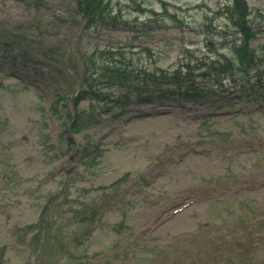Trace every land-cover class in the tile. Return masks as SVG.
<instances>
[{"label": "rangeland", "instance_id": "rangeland-1", "mask_svg": "<svg viewBox=\"0 0 264 264\" xmlns=\"http://www.w3.org/2000/svg\"><path fill=\"white\" fill-rule=\"evenodd\" d=\"M108 1L125 25L82 28L77 0H0V264H264V0H245L260 71L219 87L198 61L234 57L232 0ZM110 49L128 83L157 77L160 99L96 117L72 160L62 134L81 54L97 67ZM178 65L206 85L198 101L155 74ZM53 106L58 117L43 113ZM65 175L76 184L59 194Z\"/></svg>", "mask_w": 264, "mask_h": 264}, {"label": "trees", "instance_id": "trees-1", "mask_svg": "<svg viewBox=\"0 0 264 264\" xmlns=\"http://www.w3.org/2000/svg\"><path fill=\"white\" fill-rule=\"evenodd\" d=\"M82 4L83 9L81 10L84 16L87 18V28L93 27L94 25L99 27L111 26L115 28L120 25H125L115 15L109 14V11H107V8H109L110 5L108 0H83ZM225 14L232 21L233 25L238 29L239 34L242 36V41L232 50L235 57L227 60L225 59V57L219 56L221 58H224L222 60L223 63L219 59L218 61L211 64L210 70L217 73L218 75L231 73L233 68L235 67L241 69L242 71H246L257 60L249 47V42L254 37V33L249 28V22L247 20L249 9L247 8L245 1L233 0L231 6L226 7ZM181 68L187 69V65ZM119 70L120 69L116 68L110 70L106 69L105 73L115 74ZM179 73V71L175 70L174 75H176V77L171 79H169L168 77H164L162 81L167 82L168 80H172L174 82L173 87H168L166 84L165 85L167 86L168 90L174 91L182 97H190L191 95L195 97L197 95V91L195 89H193L191 86L185 87L186 84H179ZM204 75L206 76V74ZM210 75L212 76V74ZM188 81L190 80L188 79L187 82ZM148 88H150V86H148ZM99 95H101V93H99ZM74 103H76V101Z\"/></svg>", "mask_w": 264, "mask_h": 264}]
</instances>
